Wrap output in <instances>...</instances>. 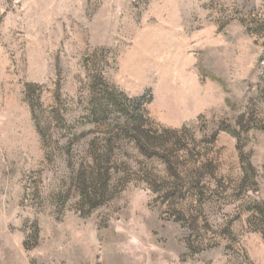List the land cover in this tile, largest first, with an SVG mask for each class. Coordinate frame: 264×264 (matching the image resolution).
Returning <instances> with one entry per match:
<instances>
[{"label": "rangeland", "instance_id": "374dc122", "mask_svg": "<svg viewBox=\"0 0 264 264\" xmlns=\"http://www.w3.org/2000/svg\"><path fill=\"white\" fill-rule=\"evenodd\" d=\"M0 264H264V0H0Z\"/></svg>", "mask_w": 264, "mask_h": 264}, {"label": "trees", "instance_id": "16d2710c", "mask_svg": "<svg viewBox=\"0 0 264 264\" xmlns=\"http://www.w3.org/2000/svg\"><path fill=\"white\" fill-rule=\"evenodd\" d=\"M113 105H116L117 108L119 109L120 107V111H124L126 113V122H127V126L130 127V125H132L133 127L135 126L136 129H140L141 130V116L140 113H138V110L137 109H134L132 111L128 110V107L127 105L125 104H118L117 101L113 104ZM106 126V124H105ZM110 127V125H109ZM134 127V128H135Z\"/></svg>", "mask_w": 264, "mask_h": 264}]
</instances>
